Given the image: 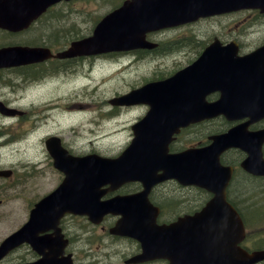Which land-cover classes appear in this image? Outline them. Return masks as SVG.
I'll use <instances>...</instances> for the list:
<instances>
[{"label": "water", "instance_id": "obj_1", "mask_svg": "<svg viewBox=\"0 0 264 264\" xmlns=\"http://www.w3.org/2000/svg\"><path fill=\"white\" fill-rule=\"evenodd\" d=\"M52 1L56 0H0V27L20 30ZM256 1L126 0L123 6L99 22L93 35L72 42V46L60 56L90 55L142 46L145 45L142 42L147 31L193 20L200 15L255 6ZM227 54L229 56L221 57V61L208 60L205 65L217 71V79H227L219 75L220 70L226 71L228 81H232V85L228 82V86L224 87L228 88L233 113L242 116L262 112L264 99L260 100L263 103L251 102L250 106L245 103L249 88L257 89L264 83V68L261 67L264 62L259 59L264 50L259 49L244 57H234V51ZM49 55L43 49L20 46L1 48L0 68L32 63ZM193 76H196L195 72L188 78ZM176 78L148 83L111 100L114 105L147 103L151 106L149 113L133 126L135 138L118 157L90 154L70 159L59 139L48 140L56 166L65 171L67 177L60 187L36 204L29 222L1 244L0 258L27 241L43 255L30 264H73L70 259L60 257L62 253L49 247V241L39 234L57 228L60 218L67 212L88 214L96 223L111 212L122 215L111 231L137 238L142 244L143 253L133 262L159 257L169 258L170 264H253L264 260V250L251 253L238 244L245 237L244 225L238 212L226 200L230 167L220 163V155L225 148L241 146L250 154L243 166L254 174H263L264 163L260 155L255 156V152L260 150L264 131L249 137L247 133L242 134L240 128H235L216 136L210 147L167 155L165 151L172 134L185 123L179 125L182 122L180 119L168 121L161 104L156 103V97L165 94L167 89L175 88L180 97L194 101L205 92L201 82L209 81L200 75L194 80L198 83L194 88L183 84L177 88L174 83ZM0 111L5 115L17 112L1 101ZM160 170L163 174L157 175ZM4 173L0 171V174ZM168 178H176L182 184L205 186L216 195L194 216L181 217L170 224H157L158 211L151 210L149 193L156 183ZM136 180L144 185L141 192L101 200L107 191L100 189L103 185L110 184L108 190H116L124 183Z\"/></svg>", "mask_w": 264, "mask_h": 264}, {"label": "rangeland", "instance_id": "obj_2", "mask_svg": "<svg viewBox=\"0 0 264 264\" xmlns=\"http://www.w3.org/2000/svg\"><path fill=\"white\" fill-rule=\"evenodd\" d=\"M122 1L76 0L64 4L30 32L11 35L0 30V46L26 40L29 36L52 44L58 33L65 35L62 45H68L71 40L90 35L96 22ZM243 14L238 13L236 21H231L229 16H221L214 17L209 22L200 21L176 28L165 32L160 38L161 43L166 45L167 42L186 36L209 40L215 34H226L228 37L237 36L243 44L252 46L264 39V18H247ZM234 23L237 25L233 26ZM155 38L159 37L156 35ZM171 51L173 50L164 47L156 54L155 61L137 59L127 68H124L125 64H117L119 58L115 55L107 53L87 56L79 58L76 63L63 64L60 73L54 75L56 77L28 86H25L22 79L23 68L12 70V73L0 71V96L5 102L16 103L14 106L25 111L21 116L0 114V166L16 168L18 175L8 181L0 180V241L22 225L33 202L50 192L62 179L53 167L45 137L58 133L71 149L80 153H119L132 138L131 124L144 113L145 108L112 106L109 100L180 65L181 58ZM182 55L185 53L182 52ZM129 60L126 59L125 62H131ZM32 102L34 105L27 106ZM58 103L65 106H58ZM68 105L70 106L67 107ZM238 174L234 181V191L238 186ZM247 180L248 184L238 189L236 198L242 201L238 203L243 210L251 211L253 207L250 205L259 203L261 198L264 200V180ZM4 185L5 189L1 191V186ZM179 190L185 191L186 200L180 206V211H192L203 204L202 193L199 194L196 190ZM179 190L169 185L158 192H162L165 198L171 196L169 199L177 202L178 197L172 194H179ZM158 192L157 200L166 207L165 217H174L179 209H169L164 199L157 197ZM66 224L75 239L73 251L83 264H127L126 259L138 250L136 242L116 238L108 233L107 228H102V225L92 227L81 217L69 218ZM250 226V238L253 241L261 239L264 235V221L255 224L251 222Z\"/></svg>", "mask_w": 264, "mask_h": 264}, {"label": "flooded vegetation", "instance_id": "obj_3", "mask_svg": "<svg viewBox=\"0 0 264 264\" xmlns=\"http://www.w3.org/2000/svg\"><path fill=\"white\" fill-rule=\"evenodd\" d=\"M74 1H76V0H70V1L64 0V1H61V2L51 6L50 8H48V10L45 13H43L38 18V20L33 25H31L27 29H23V30L18 31V32H11V31H6V32L11 34V35L25 34L26 32H30L31 30H33L35 28V26L38 23L49 18L51 16V13L55 9H58L60 6H62L64 4H68L70 2H74ZM238 13H244L243 15H245L247 18H249V17L255 18L256 16H259L260 18H264V12H262L260 9L229 12V13H223V14L203 17V18H200L199 20H197L195 22L187 23V24H184L181 26H177L175 28H169V29L160 31L158 34L156 33L159 38L156 39L158 45L154 49L137 48V49H131V50L118 51V52L110 53V54L118 56L119 65L123 66L124 64L128 65L130 63H133L137 59L144 60L145 62L155 61L157 59L156 54L160 50H162L164 47H167L168 49L173 50V51H171L172 53H174V54L177 53L176 55L179 58H181L180 65H178L173 70H171L172 71L171 74L180 68L191 65L195 60H197L204 53V51L206 49H208L210 47V45H212L214 43L218 44V48H216L214 50V52L225 51L226 53L227 52L231 53L232 51H234V52H236V56H237V54L240 56H243V55H246V54H248V53H250V52H252V51H254L260 47H263L264 46V39H262L259 43H256L252 46L243 44V42L239 38H236L237 36L228 37L226 34H215L209 40H205L203 38L196 39L193 36H191L189 38L186 36L184 38L178 39L177 41L167 42L166 45H163V43H161L162 39H160V38H162V35L165 32L172 31V30L179 28V27H184L185 25L195 24V23L197 24V23H200V21L201 22H204V21L209 22L214 17L229 16V18H231V21H236L237 17H238L237 16ZM236 25H237V23L233 24V26H236ZM230 28H231V26H230ZM63 37H65V35L58 33L57 38L51 44V43H45L44 41H39V40L33 39L32 37L30 38V36H29V38H27L26 40L15 41V42L8 43L6 45H26V46H32V47H47V48H50L54 54H56L59 51L68 48L73 41V40H71L68 45H66V44L62 45V38ZM182 52L185 53V55H182ZM129 54H134V55L130 56ZM80 58L82 59V58H86V57H80ZM78 59H79L78 57L62 58V57H58V56H51V57H48V58H46L40 62L19 66V67L13 68V69H5L3 71H7L8 73H12V70H18L20 68H23L24 71L21 72L22 76H23L22 79H24V81H25V86H28V85H32V84H38V83L40 84L42 82H45L47 80V78L56 77L54 75H57L60 73L59 70L63 66V64L67 65V64H71V63H76L78 61ZM126 59H130L131 62L126 63L125 62ZM263 60H264V57H263ZM121 63H122V65H121ZM54 64H56L55 68H53ZM127 67L128 66H125V68H127ZM51 73H53V74H51ZM217 75L218 74H217V71H215V69L209 71L205 75V77H207V79H209V81H207L208 89H209L208 96H207L208 103L216 102L221 97L222 88H225L228 90V88L224 87L225 85L228 86V82L231 83V85H232V81L230 82V81H228V79H224V80L217 79ZM30 80H32V81H30ZM0 100L3 101L5 104H7L10 107H13L17 110H23L22 108H20L18 106H14V105H16V103H8L7 101L5 102L2 99V96H0ZM58 104H60V103H58ZM32 105H34L33 102L27 104V106H32ZM58 106L63 107L65 105L62 104V105H58ZM69 106L70 105H68L67 107H69ZM23 108H26V107H23ZM144 108H147V107L144 106ZM238 125L246 126V131H253V130L257 131V130L264 129V119H262L261 121L259 120L255 123H250L248 118L230 121L224 115H219V116L214 117V118L193 122V123L189 124L186 128H183L181 130V132L179 133V135L176 136L175 140L173 141V143L171 145V150L172 151H180V150H183L186 148L205 146V145L210 143V141H211L210 138L213 135H215L217 133L226 132L231 127H235ZM188 136H191L192 138H188ZM247 156H248V154L240 148H230L223 153L222 162L225 165H231L234 167V170H235L234 177H235L236 172H238L240 170V167H241L240 164L242 163V161ZM263 157H264V144H263ZM0 168H4V167H0ZM10 172L11 173L9 176H0V180L8 181L10 179H15L16 176H18L16 174V168H12ZM246 175H248L252 180L254 178L264 180V176H255V175L250 174L248 172H246ZM1 187H2L1 191H3L5 189V185L1 186ZM162 188L164 189V186L160 187V188L157 187L151 193V199L157 205L159 202L156 200V192H158V189L162 190ZM8 189H10V188H8ZM228 192H229V199L233 200L231 198V196L234 197V194L232 192L231 185L228 188ZM158 196L161 198H164V195L162 192H160V193L158 192L157 197ZM0 202H2V200H0ZM162 211H163V209H162ZM37 257H38V255H36V253L32 249H30L27 245H24L21 248H18L16 250H14L13 252H11L6 258H4V260L0 264L26 263V262L35 260Z\"/></svg>", "mask_w": 264, "mask_h": 264}, {"label": "bare ground", "instance_id": "obj_4", "mask_svg": "<svg viewBox=\"0 0 264 264\" xmlns=\"http://www.w3.org/2000/svg\"><path fill=\"white\" fill-rule=\"evenodd\" d=\"M67 98H68V96H66ZM60 101V100H59ZM58 102V101H57ZM59 105V104H58ZM60 105H62V104H60ZM71 108V107H70ZM66 109V108H65ZM44 110V109H43ZM60 110V109H59ZM64 110V109H63ZM76 110V109H75ZM78 110V109H77ZM67 111V110H66ZM72 112V109L70 110V113ZM48 113V112H47ZM52 113V112H51ZM50 113V114H51ZM67 113V112H66ZM50 117V116H49Z\"/></svg>", "mask_w": 264, "mask_h": 264}]
</instances>
